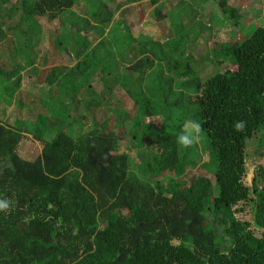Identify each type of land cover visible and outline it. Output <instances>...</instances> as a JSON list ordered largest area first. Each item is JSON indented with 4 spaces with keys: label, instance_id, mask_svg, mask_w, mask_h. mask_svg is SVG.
<instances>
[{
    "label": "trees",
    "instance_id": "obj_1",
    "mask_svg": "<svg viewBox=\"0 0 264 264\" xmlns=\"http://www.w3.org/2000/svg\"><path fill=\"white\" fill-rule=\"evenodd\" d=\"M217 1L223 23L233 25L237 15L226 6L228 0ZM119 6L108 9L102 0H0V17H5L0 21V50L6 62L13 60L8 53L15 49L14 34L22 23L40 28L44 16L78 14L70 21L75 26L72 49L61 47L62 33L56 30L36 35L38 49L46 51L50 44L55 60L48 65L47 54L30 60L33 71L11 83L15 96L30 89L31 81L40 93L48 92L53 106L67 104L69 92L78 90L87 107L94 98L89 83L102 69L115 74L114 86L134 87L126 93L138 111L132 128L119 134L112 119L89 122L83 114L68 115L73 123L83 118L84 128L74 130L73 124L55 121L52 108L43 106L39 96L38 104L31 105L40 113L34 126L55 124L46 136L37 137L42 147L34 159L18 152L22 131L7 120L0 123V199L10 202L7 212L0 211V264H264V169L259 167L262 188L254 182L241 199L224 206L202 190L186 188L184 176L186 167L201 163L214 184L219 175L228 177L221 148L235 145L239 170L248 140L264 129V27H255L241 41L216 42L212 48L204 44L195 60L185 43L189 35L201 33L200 27L210 31L211 26L197 20L201 25L191 31L170 24L164 41L138 39V53L145 59L126 65L116 56L127 45L122 28L130 25L120 15L133 7ZM66 50L77 57L71 67L60 55H68ZM155 59L162 64L154 65ZM183 72L190 81L184 89L205 88L201 92L207 100L195 112H189L184 92L174 87ZM74 81L78 88L68 90ZM236 86L239 92L229 94ZM127 115L121 111L122 118ZM145 117H159L161 126ZM186 119L201 124L202 140L185 149L176 140ZM237 121L245 122L244 131L234 130ZM147 142L149 154H144L141 148ZM257 145L264 149L263 132ZM120 146L128 153L119 151ZM136 148L141 150L135 163L129 151ZM244 202L253 208L250 222L240 221L233 211ZM237 245L243 256L234 251Z\"/></svg>",
    "mask_w": 264,
    "mask_h": 264
},
{
    "label": "rangeland",
    "instance_id": "obj_2",
    "mask_svg": "<svg viewBox=\"0 0 264 264\" xmlns=\"http://www.w3.org/2000/svg\"><path fill=\"white\" fill-rule=\"evenodd\" d=\"M102 3L108 9L120 8L119 5L123 4L124 6L131 5L133 7L131 10L127 7L128 11H124L122 14L120 13V17L125 16L128 18L130 25L128 27L123 26L122 28L127 45L120 50V52H116V56L118 62H122L126 65L131 63L134 64L135 62L137 64H142L141 61L145 59V56H142L141 59V55L138 53V39L153 38L164 41L169 33L170 24L177 30L184 28L190 29L191 31L197 29L201 24L211 26L210 31L200 27L201 33L196 38H192V36L189 35L188 38H190V40L188 43H185L188 48L187 53L194 54L193 58L195 60H197L198 55L203 52L204 44L207 48H212L216 42L241 41L246 38L255 27H264V0H228L226 6L232 7L234 9V15H237V19L230 22V24L233 23V25L223 23L224 20L221 18V5H219L217 0L216 2L210 0L205 3L194 0H132L131 2L128 0H102ZM76 11L79 13V10ZM170 11H172V13H170ZM75 15L78 14L69 13L70 17L68 18V15L65 16V12H61L54 19H48L44 16L42 20L39 19V21H42V24L38 23L40 28L31 27L29 23H22L14 34L17 40V42L15 41V49L11 51V53H8L14 55L13 60L8 57L9 62H6L4 56L2 55L1 57L2 51L0 50V63H2L0 65V120H2L0 123H6L7 120L13 127L22 131L23 135L18 145V152L23 158L34 159L39 155L42 145L37 137L45 135L55 124V122H53L51 125L44 124L34 126L33 122L36 123L35 120L40 113H38L37 110H32L31 105L38 104L39 96L43 106H47L48 104V106L52 108L50 113L55 121L56 119H62V121L66 122V127H70L73 124L74 130L79 127L84 128V125L81 123L83 118H79L75 123H73V119L71 118L78 117L81 114H83L86 117L85 120L89 122L93 119L99 121L112 119L113 128L118 134L126 131V128L129 126L132 128L131 123H133V119L136 118L138 112L137 105L126 93L127 90L133 92L134 87L114 86V84H111V78H114L115 74L102 73V69L94 73V78L89 83L88 89L90 95L94 97V104L92 103L87 107L83 98L79 96L78 90L69 92V99L65 101L67 104H62L60 108L55 105L53 106L48 92L40 93L37 87H33L34 84L31 81L30 89L16 96L13 94L15 87L11 83L15 82L14 78L17 76L24 78L26 76L24 72L28 69H30L29 71H33L30 60L35 58L39 60L44 54H47L46 59L48 65H52L51 63L55 60V57L52 56L54 55V50L50 44H48L46 51L41 48L38 49L39 46L35 41L36 35L40 34L42 37L51 30H56L62 33L59 34L61 47L72 49L73 46L70 42L74 38L73 31L75 26L70 21ZM4 18L5 17H0V21L2 22ZM197 20H202V23L197 24ZM231 31H234L235 34ZM106 34H108V27H106L104 32V35ZM95 35L96 32H94L90 38ZM65 52L69 54L60 53L62 61L65 66L71 67L77 58L76 54L68 50ZM155 60L154 65L158 63L162 64L157 61V59ZM16 61L17 65H15ZM225 66L227 65L225 64ZM223 68L224 66L220 67L221 71H223ZM134 72H136V69ZM165 73L166 75L173 76L166 68ZM185 82L190 84L186 72H183L178 77H175L174 87L176 89L180 87L179 90L184 92L183 104L188 108L189 112H195L201 107V100H207L206 92H203L204 94L201 92L205 88L200 87L201 89H198V92L192 91V89H184L182 86ZM68 85V90L78 88L79 86L75 81ZM21 87H23V83ZM107 88H109L108 91H106ZM21 89L22 88H19V90H17L21 91ZM116 89L119 90L116 91ZM233 90L239 92L238 86L235 88L230 87L229 94H231ZM73 93L76 94V98L80 100V103L74 99V96H72ZM214 95L219 99L220 96L218 94L215 93ZM20 102H22V106ZM86 108L89 110H86ZM121 111L125 112L126 115L128 114L127 117L129 116V118H122ZM180 111L182 110H178L177 112ZM176 116L179 117V114H176ZM145 120L156 125L158 128L161 126V119L159 117H145ZM177 121L178 119L174 120V122ZM119 127L120 129H118ZM261 132L264 134V129L259 130L257 134L248 140L244 151L245 156L243 158V165L239 170L236 168V147L235 145H229L227 148H221L220 150L223 158L222 164L228 173V177L219 175L216 184H214L215 180L213 181L210 174L201 167V163L198 165L196 164L194 168L188 166L184 170L186 172L184 173V176H186V188L204 191V193L212 197L213 201L219 206L229 205L232 201L241 199L246 192L245 187L251 188L254 182L258 184V188H262L263 183L258 181L261 180L258 178V175L261 173L259 167L264 169V149H259L257 145ZM153 134L154 133L151 132L148 136H152ZM199 146H201V144ZM120 148L119 151L128 153L124 147L120 146ZM148 148L147 142L144 144L143 148H141L142 152L144 154H149ZM140 150L136 148L133 150L130 149L129 151V154L134 157L135 163L139 161L137 160V156L139 155L137 151L140 152ZM150 151L153 152L151 149ZM169 165L170 164L167 163L163 164V166ZM134 172L139 173L136 168H134ZM140 176L143 175L141 174ZM160 179L161 182L166 184V179H164L162 175ZM241 187L244 188V190L239 191L238 188ZM243 209L244 211H242ZM238 210L241 211L238 212ZM233 211L240 221L250 222L252 219L253 208L249 202L239 203L233 208ZM241 248V245H237L234 251L238 255L243 256Z\"/></svg>",
    "mask_w": 264,
    "mask_h": 264
},
{
    "label": "clouds",
    "instance_id": "obj_3",
    "mask_svg": "<svg viewBox=\"0 0 264 264\" xmlns=\"http://www.w3.org/2000/svg\"><path fill=\"white\" fill-rule=\"evenodd\" d=\"M246 124L244 121H237L234 124L236 132L244 131ZM202 127L201 124L192 120L186 119L182 125V131L177 136V144L181 148H189L194 144H199L202 140ZM10 202L0 199V211L7 212L9 210Z\"/></svg>",
    "mask_w": 264,
    "mask_h": 264
},
{
    "label": "crops",
    "instance_id": "obj_4",
    "mask_svg": "<svg viewBox=\"0 0 264 264\" xmlns=\"http://www.w3.org/2000/svg\"><path fill=\"white\" fill-rule=\"evenodd\" d=\"M0 121H2V120H0Z\"/></svg>",
    "mask_w": 264,
    "mask_h": 264
}]
</instances>
